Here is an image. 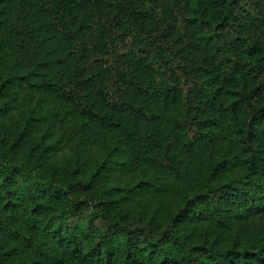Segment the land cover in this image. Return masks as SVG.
<instances>
[{"label":"trees","instance_id":"obj_1","mask_svg":"<svg viewBox=\"0 0 264 264\" xmlns=\"http://www.w3.org/2000/svg\"><path fill=\"white\" fill-rule=\"evenodd\" d=\"M26 14L42 19L31 27ZM1 30L31 62L19 67L0 38V115L22 94L30 107L0 140V264H264V231L246 234L264 220V0H0ZM197 51L200 77L185 56ZM50 99L108 133L125 117L138 161L157 168L176 166L178 145L203 149L206 180L168 220L127 216L123 197H104L81 162L63 180L45 169L32 143L54 117L36 101ZM166 115L173 126L159 132ZM236 164L239 174L215 179ZM193 220L218 223L228 239L191 241Z\"/></svg>","mask_w":264,"mask_h":264},{"label":"rangeland","instance_id":"obj_2","mask_svg":"<svg viewBox=\"0 0 264 264\" xmlns=\"http://www.w3.org/2000/svg\"><path fill=\"white\" fill-rule=\"evenodd\" d=\"M93 13V8L90 7L82 15L85 19H89ZM23 18L27 23L31 22V27L34 25L33 20L40 22L42 19L40 16L34 17L28 14L24 15ZM0 38L6 43L9 57H12L10 59L15 58L14 60L18 64L20 63L19 67L27 68L31 62L29 53H25L13 45L6 30L0 31ZM185 56L188 58L187 64L190 65L191 71L193 70L198 77L202 76L203 68L200 66L201 62L198 61L203 57V52L197 51L193 54L185 52ZM8 63L11 62L8 61ZM10 101L5 111L2 112L3 114L0 115V140L11 131L16 123H19L21 116L22 119H26L30 115L27 110L30 108L29 102L23 94L17 103L14 100ZM4 103L0 100V105ZM36 105L40 108V114L50 110L51 114L54 115L53 118L47 117L44 120L40 128L34 133L32 143L41 150V155L44 156L45 169L52 173L55 178L63 180L73 174L75 165L81 162L80 172L87 178L86 181L88 182L95 177L98 190L106 191L104 197L108 195V192H110V198L123 197V202L118 209L129 217L141 216L146 221L156 223L170 219V213L176 210V206L180 203L179 198L191 192L192 189L199 188L200 183H203L208 176V163L204 160L207 156L199 147L192 153L184 145H178L174 153L176 166L170 169L157 168L151 164L138 161L137 152L132 150L133 144L138 145L136 138L130 136L128 140L125 139L127 134L124 127L125 117L117 116L120 122L118 128L108 133L98 124H93L94 126L91 128L88 125L80 124V118L71 113L70 107L66 103L59 100L50 99L45 103L36 101ZM202 111L204 112L203 108ZM170 116L166 115L160 122L159 132L170 129V125H172ZM51 124L52 127H50ZM146 127L153 129L150 123H147ZM53 128L54 136L48 138L46 133H49L50 129L53 130ZM120 137L124 139L122 143L124 148L115 154L113 163L107 165L108 169L107 167L102 168L105 156L113 150V145L117 143ZM46 145L53 146L55 149L44 152L43 149ZM125 145L129 146V149H126ZM125 159L127 160L124 161ZM241 170V164L233 165L221 172L215 179L235 176ZM143 175H150L152 178L149 179V182L153 185L147 187L142 185L137 190L133 189V185L140 182ZM188 223L192 224H188L186 228H183V231L191 234V241L198 240L201 233H209V237L213 240L217 239L220 243L228 239L227 229L218 223H213L210 220L205 222L193 220ZM260 230L264 231V220H258L251 225L250 230L246 232V234L251 233L247 241L250 242L252 238L255 239L256 236H260Z\"/></svg>","mask_w":264,"mask_h":264}]
</instances>
